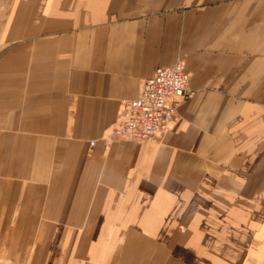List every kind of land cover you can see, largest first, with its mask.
I'll use <instances>...</instances> for the list:
<instances>
[{
    "label": "crops",
    "instance_id": "crops-1",
    "mask_svg": "<svg viewBox=\"0 0 264 264\" xmlns=\"http://www.w3.org/2000/svg\"><path fill=\"white\" fill-rule=\"evenodd\" d=\"M177 60L174 126L106 145ZM0 264H264V0H11Z\"/></svg>",
    "mask_w": 264,
    "mask_h": 264
},
{
    "label": "built area",
    "instance_id": "built-area-1",
    "mask_svg": "<svg viewBox=\"0 0 264 264\" xmlns=\"http://www.w3.org/2000/svg\"><path fill=\"white\" fill-rule=\"evenodd\" d=\"M193 94L190 73L182 60L158 67L153 76L142 81L137 97L126 101L118 111L110 131L103 137L105 144L160 136L174 125L179 106ZM96 143L94 139L90 146Z\"/></svg>",
    "mask_w": 264,
    "mask_h": 264
},
{
    "label": "rangeland",
    "instance_id": "rangeland-1",
    "mask_svg": "<svg viewBox=\"0 0 264 264\" xmlns=\"http://www.w3.org/2000/svg\"><path fill=\"white\" fill-rule=\"evenodd\" d=\"M10 1L11 0H0V23H2V21L5 19V16H6V13H7V10H8V7H9V4H10ZM180 107V106H179ZM179 109V108H178ZM177 120H178V113H177V119H176V122H177ZM115 121V120H114ZM175 122V123H176ZM114 123V122H113ZM113 123H112V125H113ZM174 123V124H175ZM112 125H111V127H112ZM174 126V125H173ZM172 126V127H173ZM111 127H110V129H111ZM110 129L108 130V131H105V132H103L102 133V135H101V137H102V139H103V137H104V135H106L109 131H110ZM162 135V134H161ZM121 140V139H120ZM123 140V139H122ZM123 141H141V140H123ZM260 197H261V195L260 194H258L257 195V197L255 198L256 200H259L260 199Z\"/></svg>",
    "mask_w": 264,
    "mask_h": 264
}]
</instances>
